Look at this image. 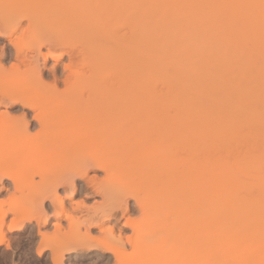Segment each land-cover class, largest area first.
I'll return each mask as SVG.
<instances>
[{"label":"rangeland","instance_id":"374dc122","mask_svg":"<svg viewBox=\"0 0 264 264\" xmlns=\"http://www.w3.org/2000/svg\"><path fill=\"white\" fill-rule=\"evenodd\" d=\"M0 16L6 69L43 70L17 92L68 120L36 150L34 111L0 105L32 120L28 146L0 138V264H264V0H0ZM161 34L183 43L152 69Z\"/></svg>","mask_w":264,"mask_h":264},{"label":"bare ground","instance_id":"6f19581e","mask_svg":"<svg viewBox=\"0 0 264 264\" xmlns=\"http://www.w3.org/2000/svg\"><path fill=\"white\" fill-rule=\"evenodd\" d=\"M2 4V3H1ZM5 7V6H4ZM3 8V7H2ZM6 10V9H5ZM262 11V10H261ZM260 11V12H261ZM259 14H261V13H259ZM6 15V14H5ZM0 18H1V16H0ZM3 18H1V20H2ZM41 19V18H40ZM143 22V21H142ZM38 23V22H37ZM48 23V22H47ZM16 24V23H15ZM185 26H187V25H185ZM12 27V26H11ZM35 27V26H34ZM183 29H184V27H183ZM185 30V29H184ZM11 32V31H10ZM0 33H2V32H0ZM1 35V34H0ZM3 35V34H2ZM5 35V34H4ZM9 35V34H8ZM7 35V36H8ZM152 35V34H151ZM157 37V42H155V39L156 38H153L154 40H152L153 41V43L155 42V44H157V46H159V49H162V50H164V52L166 53V54H164V55H162V57L163 58H159V60L157 59L154 63H153V66H152V69L154 68V69H160L161 68V66L163 65V62L165 61H167V60H169V58L172 56V57H174L172 54H173V52H175L174 50L177 48V47H180V45L183 43V41H177V42H175V43H170V41L167 39V38H165L164 36H162V34L161 35H159V37L158 36H156ZM168 37V36H167ZM50 39V41H51V36H50V38H48V40ZM142 40V39H141ZM56 41V40H55ZM58 41V40H57ZM54 42V41H53ZM47 43H49V42H47ZM55 45H56V43H54ZM143 44H144V42H143ZM48 45V44H47ZM169 45H170V47H169ZM14 46H15V44H14ZM172 46V47H171ZM235 46V45H234ZM52 47H53V45H52ZM156 46H154V48H155ZM182 47V46H181ZM16 48V50H17V52H18V55H21L24 59L23 60H25V62H26V59L28 60L29 58H28V54H25V52L21 49V48H19V47H15ZM171 48H173V51H172V49ZM177 49H179V48H177ZM36 50V49H35ZM38 50V49H37ZM144 50V49H143ZM235 50H237V49H235ZM145 51V50H144ZM149 51H151V50H149ZM154 51H156V50H154ZM157 51H159L158 50V47H157ZM161 51V50H160ZM234 51V50H233ZM33 52V51H32ZM128 52V51H127ZM86 53V52H85ZM162 53H163V51H162ZM235 53H237V52H235ZM216 55V54H215ZM223 55H224V53H223ZM233 55V54H232ZM238 55H239V51H238ZM217 56V55H216ZM231 56V55H230ZM235 56H236V54H235ZM3 57V56H2ZM20 57V56H19ZM160 57V56H159ZM232 57V56H231ZM85 58H87V57H85ZM89 58V57H88ZM168 58V59H167ZM236 58V57H235ZM237 58H239V57H237ZM228 59V58H227ZM226 59V60H227ZM30 60V59H29ZM86 60V59H85ZM237 60V59H236ZM241 60V59H240ZM239 60V61H240ZM34 61H35V59H34ZM37 61V60H36ZM39 61V60H38ZM89 61V60H88ZM230 61H232V59L230 60ZM229 61V62H230ZM238 61V62H239ZM24 62V63H25ZM33 62V61H32ZM177 62H178V60H177ZM207 62V61H206ZM223 62V61H222ZM174 63V62H173ZM182 62H180V64H181ZM38 64V63H37ZM175 64V63H174ZM173 64V65H174ZM180 64H176V66L177 65H180ZM234 64V62L232 61V65ZM241 65H242V63H240ZM21 64H18V63H16V64H14L13 66H12V68L11 69H6V67H5V65L2 63V61H0V70L2 71V76H4V77H7V78H9L10 79V81H11V83L12 84H14V85H12L11 87H12V89H11V91H9L8 93H5V95L3 96V99H1V101H0V105H6V106H9V105H11L12 103H16V104H18V105H21L23 108H28V109H30V110H33L34 111V113H35V115H34V117H33V120H35L38 124H39V126H40V131L37 133V135H35V137L34 138H32L33 140H34V142H33V144L34 145H32L33 147H35V149L37 150V149H41V147H43L42 145H45L48 141L49 142H51V143H53L54 141H56L58 138H60V136L61 135H63V133H64V125L65 124H67V122H68V120H67V117H65V119H62V121L60 122V125L58 126V127H56V128H51L50 127V124L52 123V122H54L55 120H57V118H59V116L61 115V114H59V113H57V111H53V112H51V111H48V110H46V109H39V107L40 106H38L36 103L34 104L33 103V100L32 99H34V98H32L33 96H34V94L33 93H30V94H25V93H20V92H17V85L16 84H18L17 82L18 81H20V79H23L22 78V76H27L28 75V73H35V74H37V75H39L40 76V79L41 80H43L42 79V69H41V67L39 66V64L34 68V67H31V68H25V69H23V68H21V66H20ZM25 66H27L28 67V65H30V64H28V65H26V64H24ZM172 65V64H171ZM172 65V66H173ZM231 65V66H232ZM234 65H236V63L234 64ZM168 66V65H167ZM182 66V65H181ZM205 66H207V65H205ZM209 66V65H208ZM210 66H211V64H210ZM224 66H225V64H224ZM229 66V65H228ZM240 66V65H239ZM179 67V69H180V66H178ZM230 67V66H229ZM243 67V66H242ZM149 68H150V66H149ZM177 68V67H176ZM184 68V67H183ZM230 68H232V67H230ZM237 68H239L238 66H237ZM152 69L150 70V71H152ZM187 69V68H186ZM207 69H208V67H207ZM225 69V68H224ZM233 69V68H232ZM146 70H148V69H146ZM230 70V69H229ZM76 71H77V69H76ZM159 71H162V69L161 70H159ZM166 72V71H165ZM201 72V71H200ZM159 73V72H158ZM157 73V74H158ZM176 73V72H175ZM187 73H188V71H187ZM197 74H195L194 76H186V74L184 75H181V76H178L177 78H173L172 80V82H173V88L176 90L177 89V91H179L180 90V93L182 92H185L184 93V95H186L187 94V92H191L189 89V84H190V82H193V81H199V80H201V73H200V75L198 74L199 73V71L198 72H196ZM33 74H31V75H33ZM163 73H161V75H162ZM165 74V73H164ZM191 74V73H190ZM37 75H35V76H37ZM160 75V74H159ZM203 75V74H202ZM107 77V76H106ZM196 78V79H195ZM2 79H3V77H2ZM5 79V78H4ZM4 79L2 80V81H4ZM83 79V78H82ZM104 79V78H103ZM40 80V81H41ZM85 80V79H84ZM91 80V79H90ZM6 81V80H5ZM86 81V80H85ZM202 81V80H201ZM206 82V81H205ZM204 82V83H205ZM41 84H43V83H41ZM198 84H200V83H198ZM53 85V84H52ZM195 85V84H194ZM203 85V84H202ZM4 86H5V84H4ZM15 86H17V87H15ZM44 86V85H43ZM69 87V86H68ZM199 87H200V85H199ZM204 87H205V85H204ZM30 89V88H29ZM196 89H199V88H196ZM217 89V88H216ZM222 89V88H221ZM221 89H219V90H221ZM32 90V89H31ZM189 90V91H188ZM35 91H37V90H35ZM193 91V90H192ZM25 92V91H24ZM42 92V91H41ZM28 93H29V91H28ZM39 93V92H38ZM188 93V94H189ZM32 94H33V96H32ZM37 94V93H36ZM43 94L44 93H39V94H37V97H38V95H39V97L40 96H43ZM192 94V93H191ZM45 95V94H44ZM188 96V95H187ZM189 96H190V94H189ZM189 96H188V99H189ZM36 99V98H35ZM34 99V100H35ZM40 99V98H39ZM39 99H38V101H39ZM75 99V98H74ZM84 100V99H83ZM38 101H36L35 100V102H38ZM85 101V100H84ZM84 101H82V102H84ZM77 102V101H76ZM82 102H81V105H82ZM75 104L76 103H74V102H71V103H69V104H67V105H65L64 107H62L63 108V111L64 112H68V111H70V109H72L74 106H75ZM78 104H80L79 102H77V105ZM188 105H190V104H188ZM187 105V106H188ZM38 106V107H37ZM190 106H192V104L190 105ZM57 107V106H56ZM195 107V106H194ZM57 108H59V107H57ZM62 111V110H61ZM62 111V113L64 114V112ZM4 117L3 118H0V138H2V140H3V138H4V142H5V144L6 145H8V146H10V147H13V146H17V145H20L19 144V140H17L18 139V136H17V139H16V136H15V133L16 132H23L24 134L26 133L27 134V132L29 133V131H30V129H31V127H32V120L30 119L31 117H29V115L27 114V113H25V112H23L21 115H19V116H13V115H10V113H8V112H4V114H2ZM59 120V119H58ZM9 130V131H8ZM11 130V131H10ZM6 131H8V134H6V136H4L3 135V133H6ZM24 131H26V132H24ZM22 133V134H23ZM3 135V136H2ZM30 139V138H29ZM1 140V139H0ZM22 140H24L23 138H22ZM25 141V140H24ZM23 141V142H24ZM2 142V141H1ZM27 142V141H26ZM88 142H90V141H88ZM21 143V142H20ZM25 143V142H24ZM24 143H21V145L20 146H22V148H24V146L26 147V145L28 146V144H24ZM29 143V142H28ZM3 144V143H2ZM89 144V143H88ZM87 144V142L86 143H83L80 147H79V151L80 150H82V152H88V151H90V148H89V145ZM30 145V146H31ZM50 145H52V144H50ZM49 145V146H50ZM80 145V144H79ZM3 146V145H2ZM20 146H19V148H20ZM52 147V146H51ZM78 147H76V148H78ZM16 148V147H15ZM14 148V149H15ZM21 148V149H22ZM28 148V147H27ZM26 148V149H27ZM30 148V147H29ZM44 148V147H43ZM47 148V147H46ZM55 148V147H54ZM9 149V148H8ZM18 149V148H17ZM34 149V148H33ZM30 150H32V149H30ZM36 150H34V151H36ZM52 149H50L49 151H51ZM76 150V149H75ZM13 151H17V150H13ZM19 151H20V149H19ZM19 151H18V153H19ZM33 151V150H32ZM31 151V152H32ZM77 151H78V149H77ZM78 151V152H79ZM26 152V151H25ZM28 152V151H27ZM26 152V153H27ZM39 152V151H38ZM81 152V151H80ZM4 153V152H3ZM9 153V152H8ZM7 153V154H8ZM24 153V152H23ZM34 153V152H33ZM45 153V152H44ZM36 154V153H35ZM49 154H50V152H49ZM43 155H45V154H43ZM47 156H48V154H47ZM2 177H4L3 175H1L0 176V179H2ZM111 189V188H110Z\"/></svg>","mask_w":264,"mask_h":264}]
</instances>
